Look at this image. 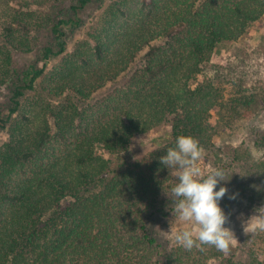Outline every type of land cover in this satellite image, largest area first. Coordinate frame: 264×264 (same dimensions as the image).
<instances>
[{
	"label": "trees",
	"instance_id": "trees-1",
	"mask_svg": "<svg viewBox=\"0 0 264 264\" xmlns=\"http://www.w3.org/2000/svg\"><path fill=\"white\" fill-rule=\"evenodd\" d=\"M37 3L0 9L9 94L0 104V264H143L135 254L144 251L145 264H168L175 255L161 252L147 223L174 210L175 199L166 202L178 181L160 157L181 135L217 168L238 162L252 176L251 187L236 176L226 202L264 204V158L247 167L241 134L225 164L213 141L217 126L241 127L264 144L261 52L242 60L231 51L263 30L264 0H50L42 12ZM91 7L100 11L69 51ZM43 31L48 43L38 47ZM16 53L36 60L17 68ZM163 125L158 146L132 152L137 136ZM239 239L228 254L216 249L219 264H264V231Z\"/></svg>",
	"mask_w": 264,
	"mask_h": 264
},
{
	"label": "rangeland",
	"instance_id": "rangeland-1",
	"mask_svg": "<svg viewBox=\"0 0 264 264\" xmlns=\"http://www.w3.org/2000/svg\"><path fill=\"white\" fill-rule=\"evenodd\" d=\"M25 1L29 0H0V9H25L24 3ZM38 3L35 5H32L31 7L34 8V10L37 12H42V10L49 6L48 3L50 0H37ZM63 0H59V2H62ZM110 0H103L104 5H106ZM59 4V3H58ZM60 5V4H59ZM56 6L55 10H57L59 7ZM100 9L97 7H91L87 9L84 13L81 14V17L84 20V25L81 26L80 29L74 31V33L71 35L70 40L68 41L69 44V51L72 50L74 46V41L81 39L85 26L89 25L88 22L94 20ZM35 18V17H34ZM37 20L42 19V13L40 17L36 18ZM263 30H254L252 29L248 36L245 37L244 40L238 43H233L231 45V51H233L235 54L237 53L238 57L242 60L244 59H251L255 57L256 52L260 53L261 56L260 59L263 64V72H262V82L264 87V26L262 28ZM50 40V39H49ZM48 43V36H46V32L43 31V33L37 35V45L44 46ZM27 57L32 58L34 61L36 60L35 56L30 55H24L21 53L15 54V65L17 68L22 67L25 65L29 60ZM258 60V58L256 59ZM125 78L123 77L121 80H119L116 84H107L103 89L98 91L93 95L90 101L98 100L103 98L105 95L113 91L117 86L124 84ZM8 89L4 87H0V104H3L8 97ZM252 123L253 125H258L259 122L257 119H252V121H248ZM244 121H240L239 124L243 125ZM168 128L166 126H160L157 129L153 130L152 132L137 136L133 141V147L132 152H134L136 155H141L148 150L158 146L160 142H162L161 137L164 135V132ZM239 134H231L223 131L220 129V127H216L215 130V136H214V143L216 146V153L218 154L219 158H222L223 162L225 164L230 163L232 154L230 152L232 146L237 145L240 142L239 135L242 134V136H245L246 138V146L247 149L250 152L251 158L249 160L246 159L244 156L243 159H246L247 161V167L250 165H253V160L255 159H263L264 158V152H261L260 150H264V144L257 143L254 144L252 141L255 139V134L250 133L249 130H244L241 127L239 128ZM4 135L3 133H0V142H1V136ZM164 141V140H163ZM256 152L257 155H253V153ZM249 165V166H248ZM200 166L202 170L205 173H208V171L212 168H217L211 158L209 156H204V158L200 161ZM171 173L173 174V170H171ZM226 178H229L227 180L220 181L217 185L216 190H219V187L224 186L229 189V186L231 182L234 183V180H236V176H241V174H244L242 177V181H244L243 185H246L248 187H251L252 184L249 183L251 175H248L246 171H243L242 163L235 162L232 164L230 168L226 170ZM174 175V174H173ZM239 177V178H240ZM239 184H237L238 186ZM242 186V184H241ZM168 196V195H167ZM169 203L166 202L167 206H173V201L175 198L172 196H168ZM226 198H229V196L225 195L220 200V207L224 210L225 214L228 216V221L225 224V227L230 228L236 239L238 240V243L231 246L230 249H232L234 246L240 243V237L244 236V225L245 223L254 215V216H261L264 217V204L255 206L254 208H249V200L245 197H238V201L236 203H229L226 202ZM173 211L169 212L166 217H157L154 216L151 221H149L148 227L150 228V231L155 239L161 244V252H170L173 253L175 256L171 257V261L168 264H219V258H216L215 255L216 248L214 246L209 245H202L201 248H192L191 250L185 249L183 246H180L176 243L174 239L173 232L175 231H182L186 228H190L191 225L187 224L185 222L179 221L175 219L173 215ZM172 226V231H171ZM253 231H249L248 233H251ZM142 250V249H141ZM140 251V250H139ZM149 251V250H148ZM230 252V250H229ZM228 252V253H229ZM227 253V254H228ZM135 255L141 256L140 260H137L139 262H142L145 264L147 261H152L151 253H147V251H144L143 253H137ZM157 259L155 256L153 257V261ZM165 256H162L160 263L162 264V261H164Z\"/></svg>",
	"mask_w": 264,
	"mask_h": 264
},
{
	"label": "clouds",
	"instance_id": "clouds-1",
	"mask_svg": "<svg viewBox=\"0 0 264 264\" xmlns=\"http://www.w3.org/2000/svg\"><path fill=\"white\" fill-rule=\"evenodd\" d=\"M203 158L204 149L199 142L185 135L177 137L175 147L168 148L167 154L160 157V163L173 170L178 181L171 188V195L175 198L173 215L175 219L191 225L190 228L173 232V235L176 243L187 250L209 245L227 254L238 240L233 231L225 227L228 216L219 203L228 189L221 186L217 191L216 188L220 181L229 178L219 168L205 173L200 166ZM235 198L236 194L229 196V199ZM257 230L264 231V217L253 215L245 223L244 232Z\"/></svg>",
	"mask_w": 264,
	"mask_h": 264
}]
</instances>
